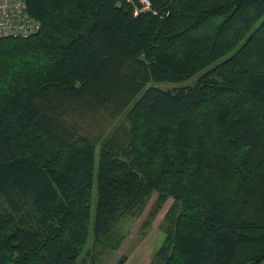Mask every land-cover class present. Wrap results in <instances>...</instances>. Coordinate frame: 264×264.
<instances>
[{
	"label": "trees",
	"instance_id": "16d2710c",
	"mask_svg": "<svg viewBox=\"0 0 264 264\" xmlns=\"http://www.w3.org/2000/svg\"><path fill=\"white\" fill-rule=\"evenodd\" d=\"M150 2L26 0L0 38V264L117 252L154 197L150 264L264 262V0Z\"/></svg>",
	"mask_w": 264,
	"mask_h": 264
},
{
	"label": "rangeland",
	"instance_id": "374dc122",
	"mask_svg": "<svg viewBox=\"0 0 264 264\" xmlns=\"http://www.w3.org/2000/svg\"><path fill=\"white\" fill-rule=\"evenodd\" d=\"M142 10L145 9L143 8ZM136 11L139 12V9H137ZM136 11L135 14H138V12L136 13ZM259 23L260 21L256 23V25L250 31V33L259 25ZM226 57L218 60L216 63L221 62ZM207 69L202 70L201 72L197 73L190 79L184 80L182 82H178V83L155 82L153 84L162 88H174L180 86L194 85L197 82L199 76ZM96 199H97V192H96V184H95L92 194V211H94L95 209ZM154 199L155 197L148 203L144 213L141 216L127 217L119 223V225L116 228V232L124 233L128 236L123 241L122 245L120 246L117 252H112L111 250L106 249L100 245L94 247L92 245V238H91V240L88 243V247L86 249H88V252H91L96 255L92 257V255L87 253L82 254L79 264H115L117 260L120 258V256L125 252L129 254V259L126 264H150L153 259L154 252L163 241L164 234L162 232L160 225L163 221V217L167 209L172 203V200H169L157 215L151 229L148 230L146 235L143 238H140L141 240L139 241L135 240L134 238L136 237L137 234L139 235L141 226L151 209ZM261 264H264V262H262Z\"/></svg>",
	"mask_w": 264,
	"mask_h": 264
},
{
	"label": "built area",
	"instance_id": "2783aa9c",
	"mask_svg": "<svg viewBox=\"0 0 264 264\" xmlns=\"http://www.w3.org/2000/svg\"><path fill=\"white\" fill-rule=\"evenodd\" d=\"M149 8L150 0H141ZM42 23L33 16L26 0H0V38H27L39 32Z\"/></svg>",
	"mask_w": 264,
	"mask_h": 264
},
{
	"label": "bare ground",
	"instance_id": "6f19581e",
	"mask_svg": "<svg viewBox=\"0 0 264 264\" xmlns=\"http://www.w3.org/2000/svg\"><path fill=\"white\" fill-rule=\"evenodd\" d=\"M136 13H137V11H136ZM42 23V22H41ZM42 27V26H41ZM40 31V30H39ZM37 34V33H36ZM35 35V34H34Z\"/></svg>",
	"mask_w": 264,
	"mask_h": 264
}]
</instances>
